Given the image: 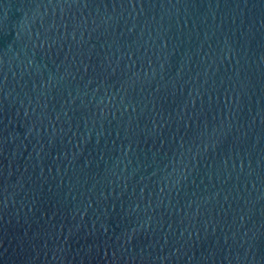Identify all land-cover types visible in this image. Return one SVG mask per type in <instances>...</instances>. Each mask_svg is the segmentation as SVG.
<instances>
[{"label": "water", "instance_id": "water-1", "mask_svg": "<svg viewBox=\"0 0 264 264\" xmlns=\"http://www.w3.org/2000/svg\"><path fill=\"white\" fill-rule=\"evenodd\" d=\"M0 264H264V0H0Z\"/></svg>", "mask_w": 264, "mask_h": 264}]
</instances>
